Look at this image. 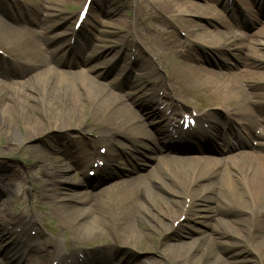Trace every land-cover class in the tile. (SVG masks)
I'll list each match as a JSON object with an SVG mask.
<instances>
[{
	"label": "bare ground",
	"instance_id": "bare-ground-1",
	"mask_svg": "<svg viewBox=\"0 0 264 264\" xmlns=\"http://www.w3.org/2000/svg\"><path fill=\"white\" fill-rule=\"evenodd\" d=\"M70 1L0 0V14L10 21H0V50L6 55H0V134L7 137L0 145V158L11 151L13 141L39 140L48 148L51 153L42 155L36 146L22 145L19 154L28 152L34 157L36 178L46 179L33 185L26 175L21 181L31 186L33 196L50 201L51 210L60 217L54 227L61 228L50 238L32 210L24 206L23 195L10 198L12 183L20 173L0 160V210L5 208L0 212V242L8 236L18 254L15 257L26 256L21 264L66 259L71 260L67 264H120L119 251L125 255L136 245L147 249L149 233L158 231L163 248L172 254L174 248H183L181 259L189 264H207L208 255L216 256L213 264H264V54L258 51L260 45L264 47V25L248 37L220 17L224 16L220 11H227L234 21L242 18L238 3L251 13L249 0H91L89 12L96 5L100 15L109 16L108 25L125 29L112 39L98 31V24L73 31L71 17L58 9ZM85 1L78 2L83 5ZM115 4L126 13L113 17L116 11L110 6ZM61 21L67 23V32H62L61 39L50 40V32ZM12 23L28 35L17 44L25 45L26 60L9 45L20 37ZM180 31L185 39L178 37ZM97 33L101 36L88 54ZM61 41H66L63 47H48ZM198 42L225 64L234 56L240 69H214L210 57L199 53ZM107 53L116 57L111 70L116 62H121L120 71L130 63L122 78L106 81L108 69L98 70ZM167 58L172 62L166 63ZM96 59L92 66L73 70ZM126 87L133 91L121 93ZM184 95L202 97L203 123H209L212 130L202 126L183 136L188 141L185 145L201 151L214 146L213 137L226 148L238 136L256 140L254 145L222 157L171 155L174 144L169 140L154 146L167 136L163 124L190 109L191 102ZM147 118H151L150 128ZM124 141L135 152L127 153L132 164L147 157L154 162L149 174L156 169L159 174L147 180V175H123L101 187L110 178H119L113 162H118ZM101 143L104 153L97 151ZM91 160L104 163L96 170V178L84 176L79 184H69L70 166L80 170ZM104 168L110 171L105 173ZM154 183L177 198L170 199L168 206L160 205L157 193L150 190ZM75 185L83 190L72 192ZM102 191H108L107 205L97 201ZM179 215H185L183 223ZM174 221H178L176 226ZM188 222L203 226L210 234L208 240L223 248L209 250L199 237L167 239ZM214 222L225 228L223 233H218ZM33 230L34 235L29 233ZM214 234L226 240L219 241ZM70 243L75 246L72 250L67 248ZM92 243L93 249L85 248ZM4 253L0 264H11Z\"/></svg>",
	"mask_w": 264,
	"mask_h": 264
},
{
	"label": "rangeland",
	"instance_id": "rangeland-1",
	"mask_svg": "<svg viewBox=\"0 0 264 264\" xmlns=\"http://www.w3.org/2000/svg\"><path fill=\"white\" fill-rule=\"evenodd\" d=\"M3 2H7V0H1ZM80 0H72L70 1L67 5H60L58 6V9L60 11H62L64 14H66L68 17H71L70 19V25H72V23L74 22V19L76 18V14L79 11V9L81 8V4L80 2H78ZM82 2V1H81ZM110 8L113 11H116L115 14H113V17H115L116 15H123L124 13H126V10L121 6V5H112L110 6ZM129 9L131 10V7H129ZM252 13H246V16L251 17L253 15V17L255 18L254 20L251 19H244V20H240L239 26L237 27L232 20H230L228 17L225 16H220L223 17V19L225 21H227L228 23H230L231 25H234L235 29L237 32L241 33L242 35H246L248 37H250L254 32H257L258 29L260 28L261 25H264V0H257L255 2H252ZM52 12V11H49ZM221 15H227L226 13H223V11H220ZM72 15V16H71ZM251 15V16H250ZM98 17V22L95 21ZM252 18V17H251ZM109 19V16H103L100 15L97 11V7L96 5H94V8L92 7L91 11H90V16L87 17V19L85 20L86 24H88V26H92L93 23H97L98 24V30L104 32V35L109 36L111 39L115 38L118 34H121L123 32H125L124 28L118 25H108L106 22ZM4 20L6 22H10L9 20H7L3 15L0 14V21ZM256 20H258V22H256ZM16 27H18V32L20 33V37L15 38L14 40H12L11 42H9L12 47H13V52L15 54L20 55L22 58H24V60L28 59V55H25V51L23 50V47H25L24 44L21 45H17L18 42H22V38L26 37L27 33L22 30V27L18 26L19 24H14ZM67 23H63V21H61L56 28H54L52 30V32H50V37L49 39H52L53 36H56L57 38H61L62 37V32H66L65 31V27H66ZM24 27H29L32 28V26L30 25H26L23 24ZM28 36V35H27ZM100 37L101 34L95 36V37ZM178 37L180 39L184 38V33L183 32H178ZM259 38V37H257ZM45 41V40H44ZM92 45L93 43H98V39L94 40L92 39ZM200 47H204V49H209L207 46L203 45L201 42H198ZM62 46L63 42H58L57 44H51L50 47H54V46ZM91 49H89L88 54L91 53ZM258 51L259 53L264 54V47H262L261 45L258 47ZM2 51L0 50V53ZM206 55H209L208 51H205ZM110 57H109V56ZM115 58L112 56L111 53L107 54V59L105 60V62H107L108 66H110L113 62H114ZM95 62H97V60H92L89 65H93ZM166 63H171L172 60L167 58L165 59ZM213 66L214 69L217 70H221V71H227L232 69L231 71H237L238 69H240L239 65H237V60L234 56H229L228 58V64H224L222 62H217L212 60L210 62ZM105 63L102 64V66H104ZM121 63H118V65H120ZM109 68V67H108ZM230 68V69H229ZM120 67L116 66V71H119ZM119 72H116L115 74L118 75ZM113 74H109L106 80H109L113 77ZM125 91H129L127 89H125ZM187 101H191L193 106H201L204 102V100L202 99V97H197L194 98L193 96L190 95H185L184 97ZM194 108V107H193ZM84 117V114H82L80 116ZM76 130L74 129H69V132L71 134H76L75 132ZM81 136V135H80ZM84 136L87 137V134H84ZM91 137V135H88ZM7 137L4 134H0V145L3 144L6 141ZM14 145L11 149V151L9 153H6L3 157L0 158L1 161H3L4 163H8L11 165V167L13 169H18L20 175L18 176L19 179L15 182L12 183L11 186V191L12 194L10 195V198H13L16 194H22L23 195V201H24V206H28L31 210L33 215L35 216V218L38 220V223L40 225V228H44V230L48 231V233L46 235L51 236L52 234L56 233L57 231H59L61 228H55L54 225H58L60 224V217L58 212L51 210V203L50 201H46V200H39L38 198H36L35 196L32 195L31 190H29V188L31 187L28 183L24 184L21 181V177L24 179V177L26 175L30 176L33 180H32V184H41L46 177H44L43 179H38L36 178V171H37V165L35 164V158L31 157L30 154L28 152H25L24 154H19V152H21L22 149V145H32V146H36V148L38 149V152L42 155L44 154H48L51 153L48 148L43 145V143H41L39 140H30L28 142H18V141H13L12 142ZM100 146H104L103 143L100 144ZM100 148V147H99ZM249 148V143L245 140H240L239 145L237 146H232L229 147L228 149H226L224 152H220L217 149H205L204 152L202 153H197L194 150H189V151H175L172 154H176V155H192V156H196V155H204V156H209V157H221L224 155H229L232 153H235L236 151L239 150H246ZM121 161L123 163H125V165H127V163L125 162L124 157H121ZM0 161V162H1ZM154 162H152L149 158L147 157H142L138 162L134 163L133 165H131V168L128 169L127 168H122L121 171L123 173V175H136V174H140V175H147L144 176V180L147 179H153L156 174H159V169L154 170V172L152 174H149V171L151 169V167L153 166ZM202 164H200L201 166ZM118 166L120 167H124L122 164H118ZM86 173V172H85ZM68 180L70 181L69 184H78L79 182L82 181V177L78 174V170L75 167H72L69 169L68 171ZM119 178H111L110 180H108L103 186H108L110 184H113L114 182H117ZM75 187H77V185H75ZM72 192L74 191H79L81 190L80 188H71ZM113 191L115 189H112ZM151 191H154L155 193H157L158 195V199H159V203L160 205L164 206H168L170 205V199H175L177 197L165 192L163 189H161L159 187V185H157V183H154V185L151 186L150 188ZM103 193L100 194L97 197V201L99 204L101 205H107L109 203V197L107 192L108 191H102ZM3 200V196H1V189H0V203ZM40 205V208H37V205ZM1 209V208H0ZM5 208H2V210H0L1 213H4ZM42 215V216H41ZM40 216V218H39ZM181 219V218H180ZM153 224H158V222L153 221ZM215 228L217 229L218 233H223L225 228L217 223L214 222ZM197 230H201L202 232H196ZM65 232V231H64ZM66 232H70V230H66ZM29 233H31L32 235H34L35 231H30ZM160 233L158 231H154L153 233H149L150 237H148V239L146 240L145 246L147 247V249L144 247V245H136L134 247V249H130L128 252H126L125 256L122 257L120 264H189L187 262V260H182L181 256L183 254V252L185 251L183 248L181 247H176L171 251H174L175 254L169 253L170 250L169 249H164L163 248V244H164V239L160 237L159 235ZM199 237L201 240L199 241L200 244L202 245H206L205 243H207L210 247L209 250H211V248L213 247L214 250L216 251H220L223 248V245L221 244H217L215 245V243H212L210 240H208V238L210 237V234H208V231H206L203 226H201L200 224H196L193 222H188V225L186 226V228H182L179 231H176L174 234L170 235L167 239H179L181 241H185V240H194L195 238ZM212 237H218V240H226L224 237L219 236L218 234H214L212 235ZM210 239V238H209ZM10 241V240H9ZM208 241H210L212 244H210ZM8 236L3 239V241L0 242V254L2 253L3 249L6 248V255H8L9 259L11 260V264H21V262L25 259V256H22L21 258H18L16 261L13 260V258H11V256H13L14 254V250L10 249L11 247L7 248L8 245ZM9 246V245H8ZM68 248H72V245H67ZM146 249V250H145ZM163 252L167 255H164ZM4 253V254H5ZM119 256H122L123 252L119 251ZM210 254V252H209ZM7 257V256H6ZM216 256L214 255H208V261H206L207 264H213V260Z\"/></svg>",
	"mask_w": 264,
	"mask_h": 264
}]
</instances>
